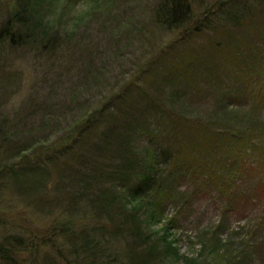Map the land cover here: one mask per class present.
Wrapping results in <instances>:
<instances>
[{
    "label": "trees",
    "instance_id": "trees-1",
    "mask_svg": "<svg viewBox=\"0 0 264 264\" xmlns=\"http://www.w3.org/2000/svg\"><path fill=\"white\" fill-rule=\"evenodd\" d=\"M57 1H7L0 22V48L6 51L5 57L31 52L39 54L41 59L52 58L56 62L65 59L68 60L66 64L62 68L58 64V67L68 75L71 72L69 61L78 66L76 56H67L70 49L67 40L72 34L66 36L65 30L49 20L50 5ZM114 2L95 0L96 7H101L99 16L103 11V20H113ZM190 7L189 0H158L154 21L179 32L177 39L166 46L160 65H156L159 57L149 67L139 66L140 83L132 82L126 89L120 88L115 93L109 91L98 103L81 106L80 112L86 118L74 126L68 124L59 142L53 137L63 126L60 127L57 116L50 110L57 104L52 98L54 87L49 88V96L46 95L49 101L36 105V109L49 107L50 112L40 119L41 126L49 129L46 135L43 132L31 135L30 124L21 119L20 113L15 116V125L21 126L19 131L0 122V188L7 187L24 198L35 195L37 204H48V185L53 183L56 191H62L66 203L58 207L63 213L58 222H62L61 230L67 243V264H76L79 260V264H113L105 242L102 243V238L96 239L97 227H85L82 219L87 213L91 219H99L94 222L109 218L113 223V235L132 238L126 245L128 251L125 249L123 258L117 259L115 264H244L241 256L244 250L240 247L237 250L230 240L223 243L220 235L228 230L227 213L232 205L240 206L241 199L244 202L250 199L249 195L241 194L243 189L239 186L244 184L247 189L264 190L262 170L256 182L247 181L246 184L245 174L240 171L241 167L244 170L253 168L256 154L252 153L259 150L261 158L264 157L263 144L254 146L250 153L244 144L246 140L242 143L240 136L256 131L264 140V85L255 82L256 72L264 65V41L255 30L250 35L242 31L251 15L249 0H219L215 4L218 11L214 20L206 23L202 31L220 32L218 36L215 32L208 38L205 50L198 49L209 55L211 62L201 60L198 51L193 57L187 56L189 59L181 57L178 47L187 48L199 30L196 20L200 15L191 12ZM208 7H202L200 13H208ZM114 29L116 32L119 27ZM163 49L159 50V56ZM120 56L118 58H122ZM95 58L90 57L89 63L92 64ZM4 66L0 62V73ZM150 74L155 75L154 94L144 87ZM0 77L3 89L4 85L8 87V74ZM249 77H253L254 84L246 82ZM5 91L8 96L9 89ZM188 96L194 100L199 98L202 107L210 109L208 119L215 120L202 126L209 127L205 132L210 137L209 143L191 145L183 139L182 134L187 131L181 120L191 117L188 116L189 109L201 105L196 100L190 101L189 105L185 101ZM5 120L8 121L7 117ZM211 124L220 125L213 135L209 133ZM193 127L201 128L198 124ZM228 135L231 141L226 138ZM203 145L206 151H203ZM202 153L209 154L208 158L211 155L212 161L204 162ZM192 173L197 180L202 179L200 184L204 186L217 175H226L230 181L223 184L225 190L221 191L220 221L199 231L201 246L196 257H182L164 235L176 218L169 219L170 207H174L175 215H179L188 204L185 192L179 188L184 178ZM202 174L207 180L204 181ZM235 178L238 182L233 189ZM260 201L264 202V196ZM141 207L146 212V226L164 223L163 234L155 241L153 235L147 240L142 238L141 232L146 226L142 227L137 221L136 211ZM127 211L133 212L129 215L131 230H127L126 219L121 221ZM40 238L39 245L41 242L44 243L42 246L47 245L46 235ZM51 241L56 242V239L51 238ZM29 242L15 237L22 252L33 247V241ZM2 252L0 249L1 259H7ZM31 260L34 264H49L50 261L38 255H33Z\"/></svg>",
    "mask_w": 264,
    "mask_h": 264
},
{
    "label": "rangeland",
    "instance_id": "rangeland-1",
    "mask_svg": "<svg viewBox=\"0 0 264 264\" xmlns=\"http://www.w3.org/2000/svg\"><path fill=\"white\" fill-rule=\"evenodd\" d=\"M7 1L0 0V22L3 21ZM189 1L191 12L200 15L196 20L199 30L187 48L178 47L180 48L178 53L181 57L188 58L187 56H189L190 58L194 56V52L197 54L198 51L199 58L208 63L211 62L210 56L198 49L205 50L208 38L215 32L218 36L220 32V30L202 31L206 23H212L214 20L218 11L215 4L219 0ZM249 3L252 8L251 15L244 24L242 31L250 35L255 30V33L257 32L260 38L263 37L262 41H264V0H249ZM157 4L158 0H115L113 20L112 18L103 20V11L99 16L101 7H96L95 0H58L52 3L49 8V20L55 26L65 30L66 36L72 34L67 40V45L70 47L67 56H76L78 66L75 62L69 61L71 72L68 75L61 70L68 60L62 59V62H56L52 58L41 59L39 54L31 52L22 54L19 52L5 57L6 51L0 48V62L5 65L0 76L8 74L6 79L8 80V87L3 84V89V86L0 85V122L4 125L13 126L19 131L21 126L15 125V116L20 113L21 119L30 124L31 135L42 132L43 135H46L49 129L46 126H41L40 119L51 110L57 116L60 127L63 126L61 133H56L53 137L59 142V137L67 131L68 124L74 126L76 122L79 123L86 118L84 113L80 112L81 106L87 107L88 103H96L101 96L109 91L115 93L120 88L126 89L132 82L140 83L141 78L137 74V68L139 66L149 67L158 61L159 57L160 60L156 65H160L161 57H165L162 56V53L166 46L171 41L176 40L177 33H179L177 29H166L154 21V10ZM207 6L209 7L206 10L209 12L201 14V8ZM105 21L107 22L104 23ZM115 26L119 27L116 32ZM160 49L163 50L159 56ZM118 52L122 58H118V55L115 54ZM90 57H96L92 64L89 63ZM69 59L72 58L69 57ZM58 64H61V68L58 67ZM259 69L260 71L255 74V82L258 84L259 81V84L264 85V65ZM252 79L253 77H249L246 82L254 84ZM154 81L155 75L150 74L144 82L146 91L151 94H154L152 88ZM53 87L55 91L52 98L57 100V104L53 105L50 110L48 106L36 109V105L49 101L46 95L49 96V88ZM6 89H9L10 92L8 96H6ZM233 90L236 89L233 88ZM72 92L74 94H71ZM185 99L180 97V100H185L188 104L190 101L195 102L196 100L201 105L189 109L190 114L188 116L191 117L188 118L184 115L187 118L181 120V125L187 131V134H182L183 139L191 145L209 143L210 137L205 133L209 127L204 126L202 128V126L215 121L207 117L210 109L203 108L199 98L194 100V97L188 96ZM22 103L27 104V106H23ZM204 103L210 106L207 101ZM6 117L8 121L5 120ZM4 120L5 122H3ZM193 124H198L201 128L196 130ZM211 125L212 128L209 133L213 135L218 129L217 126L220 125ZM240 136H242V143L246 140L244 144L249 152L254 146L257 147L256 145H260V147L261 144L264 145V140L256 131L242 133ZM226 138H230L231 141L229 135ZM242 143L240 142V144ZM202 147L203 151H206V146L203 145ZM214 152L213 155L216 156ZM252 154H256V163L253 164V168L244 170L241 167L240 170L245 174V184L247 181L256 182L261 170L264 176V157L261 158L259 150ZM208 156L209 154L202 153L201 159L204 162L206 160L212 161V156L210 155L209 158ZM7 161L12 160L8 158ZM194 174L185 177L179 188L185 192L188 204L185 205L184 212L181 211L179 215L177 214L178 216L173 211L175 208L170 207L169 219L174 216L176 218L170 224L169 229L165 230L166 235H164L177 250L179 256L182 257H196L201 246L199 231L209 229L220 221L223 205V201L220 199L222 197L221 191L224 189L223 184L227 185L230 181L226 175L220 177L217 175V177L211 178L208 183L205 182L207 185L204 186L200 184L202 179L197 180ZM201 176L204 177V181L207 180V176L204 174ZM261 181L264 184V179ZM237 182V178H235L233 189L236 188ZM241 185L239 186V189H243L241 194L249 195L250 199L246 202L241 199L242 204L240 206L232 205L230 213H227L228 230L221 233L220 237L223 243L230 240L237 250L239 247L244 250L241 253L244 264H264V202L260 201L264 196V190L260 191L255 187L251 190L247 189L244 184ZM262 187L264 188V185ZM55 188L53 183L47 187L50 197L47 201L48 204L42 202L37 204L35 195L24 198L21 194L13 193L7 187L0 188V249L3 250L2 255L7 257V259L0 257L1 261L3 260L0 264H15L17 261L18 264H31V262L34 264L31 260L33 255L49 259V264L69 263L66 254L67 243L61 230L62 222H58L63 216L58 207H62L66 200L62 191H56ZM136 211L137 216H139L137 221L142 223V227H145L147 224L144 207ZM130 213L133 212L127 211L126 217L121 220H127V230H131ZM87 214L82 219L84 220L83 223L86 224L85 227H92L93 229L97 227L96 239L102 238V243L105 242L107 253L115 264L117 259L123 258V251L125 249L128 251L129 248L126 245L132 242V238H128L127 235L126 238L113 235V223L109 221V218L103 217L101 222H94V220L99 219H91L90 213ZM163 224L146 226L141 232L142 238L147 240L150 235H153L155 241L157 236L163 234ZM41 235H46L47 245L45 246L41 245L44 244L43 242L40 245L38 243L41 241ZM15 237L26 243L33 241L34 245L22 252L19 249V244L15 243ZM51 238L56 239V242H52ZM72 262L75 263L73 258ZM79 263L80 260L76 262V264Z\"/></svg>",
    "mask_w": 264,
    "mask_h": 264
}]
</instances>
